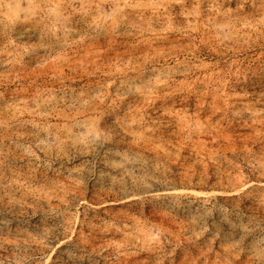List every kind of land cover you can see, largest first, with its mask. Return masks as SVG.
I'll return each mask as SVG.
<instances>
[{
    "label": "rangeland",
    "instance_id": "obj_1",
    "mask_svg": "<svg viewBox=\"0 0 264 264\" xmlns=\"http://www.w3.org/2000/svg\"><path fill=\"white\" fill-rule=\"evenodd\" d=\"M0 264H264V0H0Z\"/></svg>",
    "mask_w": 264,
    "mask_h": 264
}]
</instances>
